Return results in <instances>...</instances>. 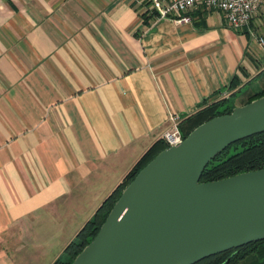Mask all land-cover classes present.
<instances>
[{"label": "crops", "instance_id": "1", "mask_svg": "<svg viewBox=\"0 0 264 264\" xmlns=\"http://www.w3.org/2000/svg\"><path fill=\"white\" fill-rule=\"evenodd\" d=\"M192 17L158 18L149 0H0V264H52L169 116L264 68V5L241 31Z\"/></svg>", "mask_w": 264, "mask_h": 264}, {"label": "water", "instance_id": "2", "mask_svg": "<svg viewBox=\"0 0 264 264\" xmlns=\"http://www.w3.org/2000/svg\"><path fill=\"white\" fill-rule=\"evenodd\" d=\"M264 133V96L196 127L121 191L71 264H196L264 240V169L202 183L229 145Z\"/></svg>", "mask_w": 264, "mask_h": 264}, {"label": "trees", "instance_id": "3", "mask_svg": "<svg viewBox=\"0 0 264 264\" xmlns=\"http://www.w3.org/2000/svg\"><path fill=\"white\" fill-rule=\"evenodd\" d=\"M142 17H144L143 21L145 22L147 20L146 14ZM244 76L247 77L245 71L240 68L239 73L233 75L229 84L223 90L230 93L228 97L218 99V95H215L216 97L212 98L211 101L201 103L196 112L181 119L178 128L182 137H187L196 127L215 117L230 114L233 108L236 107L235 102L241 96L247 95L241 105L248 104L264 96V68L255 76L249 79L247 77L245 82L242 80ZM254 84L258 87L255 92L251 90ZM222 92H219V95ZM166 148L164 142L159 140L140 157L122 182L102 202L92 218L83 225L74 239L64 248L61 257L52 264L72 263L74 258L96 236L121 191L142 168ZM260 169H264V133L253 135L226 147L208 163L202 172L200 182L218 181ZM196 264H264V240L216 254Z\"/></svg>", "mask_w": 264, "mask_h": 264}, {"label": "built area", "instance_id": "4", "mask_svg": "<svg viewBox=\"0 0 264 264\" xmlns=\"http://www.w3.org/2000/svg\"><path fill=\"white\" fill-rule=\"evenodd\" d=\"M264 0H149V7L158 18L169 19L176 24H190L192 14L198 10L219 13L229 29L241 31L248 27ZM258 46L264 49V37L256 39ZM170 126L161 140L166 147L177 146L183 141L179 131L177 116H169Z\"/></svg>", "mask_w": 264, "mask_h": 264}]
</instances>
